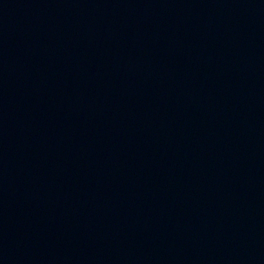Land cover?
<instances>
[{
  "label": "water",
  "instance_id": "obj_1",
  "mask_svg": "<svg viewBox=\"0 0 264 264\" xmlns=\"http://www.w3.org/2000/svg\"><path fill=\"white\" fill-rule=\"evenodd\" d=\"M0 264H264V0H0Z\"/></svg>",
  "mask_w": 264,
  "mask_h": 264
}]
</instances>
